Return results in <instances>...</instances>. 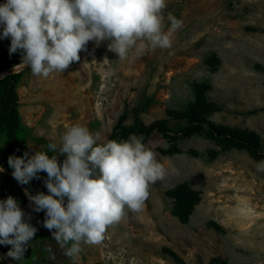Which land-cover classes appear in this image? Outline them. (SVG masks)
Returning a JSON list of instances; mask_svg holds the SVG:
<instances>
[{
	"label": "rangeland",
	"instance_id": "rangeland-1",
	"mask_svg": "<svg viewBox=\"0 0 264 264\" xmlns=\"http://www.w3.org/2000/svg\"><path fill=\"white\" fill-rule=\"evenodd\" d=\"M168 13L183 21L168 49L121 61L108 49V41L99 47L90 41L80 60L63 73L43 78L29 68L24 72L17 92L30 155L47 151L48 143L58 142L73 124L107 139L122 115L125 125L132 124L133 108L142 109L144 123L166 120L173 131L187 119L207 116L216 124L255 133L264 150V0H167L165 18ZM211 56L218 62L208 63ZM195 87L204 103L217 107L211 114L196 100ZM171 137L153 133L144 142L167 174L150 185L142 210L128 211L99 244H83L70 261L43 226L45 213H26L37 232L24 259L12 260L212 264L219 258L227 264H264V171L257 170L245 150L203 135ZM172 147L179 153L160 152ZM190 150L199 155H190ZM46 178L31 183L34 195L48 194ZM181 183L201 198L187 224L172 216V201L165 196Z\"/></svg>",
	"mask_w": 264,
	"mask_h": 264
},
{
	"label": "clouds",
	"instance_id": "clouds-1",
	"mask_svg": "<svg viewBox=\"0 0 264 264\" xmlns=\"http://www.w3.org/2000/svg\"><path fill=\"white\" fill-rule=\"evenodd\" d=\"M166 7L167 0H5L0 4V39H10V55L19 51L15 68L48 78L79 61L90 41L97 47L108 41L121 61L170 48L183 21L171 13L165 18ZM143 141L142 134L102 139L99 132L73 124L58 142L48 143L47 151L9 156L12 175L21 185L47 174L48 194L26 190L25 195L33 211L45 213L43 226L70 261L83 244H99L128 211L140 212L150 185L167 174ZM60 156L65 157L62 163ZM256 167L264 171V160ZM30 220L15 198L0 200V245L10 246L6 255L16 262L24 259L37 232Z\"/></svg>",
	"mask_w": 264,
	"mask_h": 264
},
{
	"label": "trees",
	"instance_id": "trees-1",
	"mask_svg": "<svg viewBox=\"0 0 264 264\" xmlns=\"http://www.w3.org/2000/svg\"><path fill=\"white\" fill-rule=\"evenodd\" d=\"M5 0H0V4ZM254 31V30H253ZM10 39H0V69H5L20 63L19 51L9 54ZM218 62L214 56L208 58L207 62ZM24 72L4 77L0 80V166L12 174L13 169L8 165L9 156H23L27 151V139L29 136L28 128L22 123L20 114V102L17 88L21 83ZM196 100L200 105L206 106L207 115L211 114L215 108L204 103L200 97V90L195 87ZM142 109L133 108L131 110L133 122L131 125H125L122 115L117 124L111 130L107 139H127L130 134L143 135L144 141L153 134L158 133L164 137L174 139L190 137L193 135H203L204 137L218 141L225 147L237 150H245L250 158L258 163L264 160V150L262 149L260 138L253 132L241 130L238 128H230L216 124L207 119V116L187 119V121L172 130L166 120H154L148 124L144 123L141 118ZM28 152V151H27ZM160 152L168 155L179 153L176 147L168 151L160 150ZM192 156H198V152L190 150L188 152ZM59 157L60 162L63 159ZM46 173H39V179H33L25 187L33 193L31 183L42 179ZM8 196L15 198L20 207L23 208L27 204V196L24 191L16 184V182L6 173L0 172V200L6 199ZM165 196L172 201L171 214L181 224H187L195 206L200 202V193L192 189L187 183H181L174 188L165 192ZM32 215H40L43 213L35 212L33 209L28 212ZM10 246L0 245V249L6 255ZM7 256V255H6ZM11 261L12 259L7 256ZM0 264H6L0 256ZM12 264H17L12 260ZM212 264H227L225 261L215 258Z\"/></svg>",
	"mask_w": 264,
	"mask_h": 264
},
{
	"label": "water",
	"instance_id": "water-1",
	"mask_svg": "<svg viewBox=\"0 0 264 264\" xmlns=\"http://www.w3.org/2000/svg\"><path fill=\"white\" fill-rule=\"evenodd\" d=\"M18 65V64H16ZM16 65H13L11 67H8V68H5V69H0V80L3 79L4 77H7V76H10V75H13V74H17V73H21L23 71H26L28 68L25 67L24 69H17L15 68ZM0 168H2L0 166ZM4 173L8 174L15 182L16 184L24 191L27 190L29 194L31 195H34L31 191H29L25 185H21L14 177L11 173H9L6 169L3 168V171ZM34 208V205L32 207H24L22 208V210L25 212V213H28L29 211H31L32 209ZM0 256L3 258L4 262L6 264H11V262L9 261V259L7 258V256L3 253V251L0 249Z\"/></svg>",
	"mask_w": 264,
	"mask_h": 264
},
{
	"label": "bare ground",
	"instance_id": "bare-ground-1",
	"mask_svg": "<svg viewBox=\"0 0 264 264\" xmlns=\"http://www.w3.org/2000/svg\"><path fill=\"white\" fill-rule=\"evenodd\" d=\"M32 206H33L32 202H31V201H29V199H28V202H27V205H26V207H32Z\"/></svg>",
	"mask_w": 264,
	"mask_h": 264
}]
</instances>
